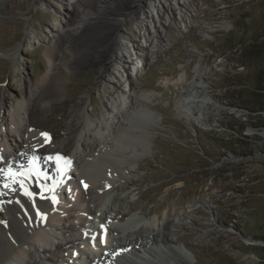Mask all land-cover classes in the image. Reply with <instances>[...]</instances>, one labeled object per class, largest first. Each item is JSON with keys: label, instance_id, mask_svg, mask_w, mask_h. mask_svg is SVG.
I'll return each instance as SVG.
<instances>
[{"label": "rangeland", "instance_id": "rangeland-1", "mask_svg": "<svg viewBox=\"0 0 264 264\" xmlns=\"http://www.w3.org/2000/svg\"><path fill=\"white\" fill-rule=\"evenodd\" d=\"M74 1L0 0V119L15 114L31 82L51 69L47 47L63 34ZM85 2L76 7L82 20L73 28L96 22L98 32L105 28L116 36L122 56L132 63L123 67L114 48L68 69L63 63L72 58L71 44L94 43L80 45L79 28L58 51L54 71L66 101L52 104L49 129L59 133L75 124L70 111L83 110V100L84 114L103 126L113 110L111 94L124 93L137 109L152 112L135 121L145 132L135 168L110 191L113 235L123 232L119 216L129 210L144 222L143 235L156 232L148 230V221L167 215L179 220L171 243H183L193 264H264V127H253L259 112L242 106L244 97L264 99V91L255 89L264 58L247 56L250 48L264 54V45H257L264 41V0ZM187 90L202 96L192 102L194 111L189 103V110L178 107ZM208 107L214 118L207 127L197 125L192 112ZM21 113L22 108L23 118ZM82 137L87 140L89 133ZM67 192L62 188L64 197ZM98 244L97 238L87 246ZM173 251H157L159 264H187ZM69 254L73 249L65 248L56 264ZM169 256L174 260L165 261Z\"/></svg>", "mask_w": 264, "mask_h": 264}, {"label": "bare ground", "instance_id": "bare-ground-1", "mask_svg": "<svg viewBox=\"0 0 264 264\" xmlns=\"http://www.w3.org/2000/svg\"><path fill=\"white\" fill-rule=\"evenodd\" d=\"M79 2L88 3L74 1L75 13L67 19L63 34H58L54 44L47 47L51 62L49 72L31 82L29 96L20 103L15 114L0 119V169L4 170L0 173V264H56L65 248L73 249V253L80 256L75 258L69 254L67 261L58 264H159L162 259L157 257V251L162 250H174L175 256L193 264V255L183 243H171L174 240L171 230L179 220L173 221L167 215L162 221L158 216L148 221V230L156 229V232L143 235L144 222L129 210L119 216L123 219L119 227L123 232L113 235L115 228L109 218L115 205L110 203L113 198L110 191L119 180L132 173L136 158L143 151L145 132L135 121L151 114L148 108L137 109L135 101L124 93L111 94L113 110L104 117L103 126L99 127L84 114L86 100H83V110L70 111L77 116V121L66 131L58 133L48 127L52 104L66 101L62 78L54 71L56 60H60L58 51L64 43L70 42L68 38L77 34L79 28L82 27L79 44L80 40L94 43L88 47L72 43V58L63 63L68 69L88 58H103L114 48L117 56L123 58V67L132 63L122 56L121 43L116 36H109L105 28L98 32L96 22L84 21L83 26L73 28L77 18L82 20L76 9ZM185 92L187 100L177 99L178 107L184 111L196 101L194 99L202 98L196 92ZM198 111L192 112L193 121L205 127L208 120L214 118V111L211 107L204 113H200L201 109ZM87 133L86 140L82 136ZM261 134L264 135V131ZM19 155L26 157V161L19 160ZM56 157H60L59 161ZM30 159L38 162L39 172L31 167ZM64 168L74 169L76 178L62 173ZM10 174H16V182ZM47 185L49 189L45 188ZM62 188L68 191L66 197L62 195ZM99 229L105 235L104 244L91 249L87 243L92 237H87L85 231L93 235ZM168 259L165 261L174 260L171 256Z\"/></svg>", "mask_w": 264, "mask_h": 264}, {"label": "trees", "instance_id": "trees-1", "mask_svg": "<svg viewBox=\"0 0 264 264\" xmlns=\"http://www.w3.org/2000/svg\"><path fill=\"white\" fill-rule=\"evenodd\" d=\"M257 41V39H256ZM257 45H264V41H260ZM259 51V52H258ZM264 51V50H263ZM248 57L254 58V60L259 61L261 58H264V54L260 49L250 48L248 51ZM264 70L260 71V82L255 88L257 91H264ZM242 106L250 112H259L256 117L258 118L256 122L252 125L253 127H264V99H259L255 96L244 97Z\"/></svg>", "mask_w": 264, "mask_h": 264}, {"label": "snow or ice", "instance_id": "snow-or-ice-1", "mask_svg": "<svg viewBox=\"0 0 264 264\" xmlns=\"http://www.w3.org/2000/svg\"><path fill=\"white\" fill-rule=\"evenodd\" d=\"M42 135L47 136V134H42ZM49 159H52V157H49ZM56 159H57V161H59L60 157H56ZM0 173H4V170L0 169ZM29 174H31V169L29 170ZM37 174H39V173H37ZM10 178L13 180V182H16V174H10ZM4 186L7 187L8 185L5 184ZM26 194L31 195L30 193H26Z\"/></svg>", "mask_w": 264, "mask_h": 264}, {"label": "water", "instance_id": "water-1", "mask_svg": "<svg viewBox=\"0 0 264 264\" xmlns=\"http://www.w3.org/2000/svg\"><path fill=\"white\" fill-rule=\"evenodd\" d=\"M261 130L264 131V128H262Z\"/></svg>", "mask_w": 264, "mask_h": 264}]
</instances>
